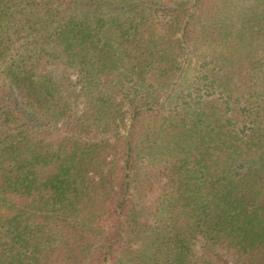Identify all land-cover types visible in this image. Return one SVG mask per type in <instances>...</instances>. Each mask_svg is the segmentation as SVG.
I'll return each mask as SVG.
<instances>
[{"label": "trees", "instance_id": "16d2710c", "mask_svg": "<svg viewBox=\"0 0 264 264\" xmlns=\"http://www.w3.org/2000/svg\"><path fill=\"white\" fill-rule=\"evenodd\" d=\"M0 264H264V0H0Z\"/></svg>", "mask_w": 264, "mask_h": 264}]
</instances>
